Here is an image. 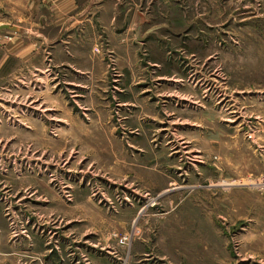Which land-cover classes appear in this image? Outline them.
I'll return each mask as SVG.
<instances>
[{
  "label": "rangeland",
  "instance_id": "obj_1",
  "mask_svg": "<svg viewBox=\"0 0 264 264\" xmlns=\"http://www.w3.org/2000/svg\"><path fill=\"white\" fill-rule=\"evenodd\" d=\"M87 1L85 8L90 0ZM120 3L125 14L137 16L139 21V63L147 70L136 75V82H141L143 91L151 89V94L143 93L139 108L143 131L139 136L131 134L133 122L125 123L128 108L119 107L118 88L131 78L121 73L115 53L105 45L103 51L95 49L96 54H102L107 67L105 75L100 73L96 82L88 81L87 75L75 80L66 70L61 73L63 105L66 101L73 120H51V104L43 105L49 109L44 114L41 104H37L38 110L36 105L29 106L41 95L47 102L52 90L21 88L16 89L15 95L0 91V197L8 189L17 199L25 197L22 208H5L11 234L18 224L14 215L23 218L34 243H49L52 240L49 229L42 230L41 224L52 223L58 216L71 219L76 205L80 217L81 208L87 209V204L95 216H102L99 219L94 216L97 248L92 253L94 257L98 255L96 259L103 258L106 252L101 251L102 241L108 242L106 250L114 252L110 264H264V186L260 184L264 182V174L256 172L262 159L254 154L255 145L264 146V0H120ZM80 48L85 52V45ZM78 58L84 61V56L79 54ZM153 63H158L159 68L151 66ZM193 65H198L201 72L193 69ZM214 70L220 73L223 88L228 85L227 90H214L207 80ZM204 76L207 95L214 90V97L221 94L219 97L226 99L234 91V97H250L248 101H252L243 105V100H239L238 120L225 117L234 122H218L222 133L218 145L227 154L239 155V177L235 171L226 177L228 172L217 166L219 157L206 156L205 161L193 163L190 156L182 154L191 149L174 154L182 141L178 133L169 130L168 123L172 120L165 101L170 97L162 94L164 89L161 91L157 84L166 83L160 82V78H182L187 85L196 84L203 91ZM130 93L121 94L122 98ZM95 115L103 123L110 120L116 134L112 140L126 146L127 159L138 156L137 162L143 169L141 179H135L133 174L120 175L117 158L121 157V151L117 142L108 160L93 158L86 136L77 130L91 129L98 119ZM162 120L164 124L160 123ZM72 129L82 139L70 134ZM248 134H253V141L246 138ZM206 142L213 147L214 142L208 139ZM129 144L136 148L128 147ZM68 158L78 168L70 184L73 182L88 197L83 194L84 197L75 199L68 185L59 184L63 179H56L57 165ZM126 165L131 163L127 160ZM250 165H254V175L240 174ZM49 182L51 189L63 197H42L52 195L50 191L44 193ZM12 200L14 207L17 200ZM57 201H62L65 209L57 207ZM100 211L104 215L97 214ZM64 231L66 242H81L87 233L81 235L84 231L70 230L69 225ZM66 249L63 256L73 259L68 246ZM73 264H77L75 260Z\"/></svg>",
  "mask_w": 264,
  "mask_h": 264
},
{
  "label": "crops",
  "instance_id": "obj_2",
  "mask_svg": "<svg viewBox=\"0 0 264 264\" xmlns=\"http://www.w3.org/2000/svg\"><path fill=\"white\" fill-rule=\"evenodd\" d=\"M87 2V0L86 2L85 0H0V26L10 25L18 28L17 32L3 31L0 33V91L15 95L16 89L20 90L21 88L35 91L52 90V95L48 96L47 102L44 95H41L35 101L29 102V106L36 105L34 106L36 110L41 107L44 114L49 109L43 108V105L51 104L50 106L53 107L49 111L53 112L50 114L51 120L60 122L73 120L74 117L67 109V102L64 101L63 105L61 73L66 70L72 79L75 80L80 75H87L86 79L88 81L96 82L100 73L105 75L107 67L102 54H96L95 49L103 51L105 45L107 49L115 53L117 66L120 68L121 73L123 72L131 78L122 86L119 84L118 90L120 94H118V97L120 99L118 100L119 107L128 108L127 110L125 109V123L128 120L133 122L130 133L139 136L143 131L141 126L144 123L141 118L142 112L139 111L143 93L148 92L151 94V89L143 91L141 82H136V75H140L141 72L143 73L147 70V67H143L139 63L141 47H139L140 43L137 38L140 35L138 34L140 33L138 17L125 14L120 0H90L88 7L85 8L84 5ZM80 10L84 12H80ZM83 45H85V52H82L80 48ZM79 54L84 56V61H79ZM151 66L159 68L158 63H153ZM194 68L197 72H201V68L198 65L195 67L193 65ZM160 79V82L164 81L166 83L161 82L157 86L162 87L161 91L164 89L162 94H167L166 96L170 97L165 101L166 107L170 109L167 111L168 117L172 120L168 124L170 127H172L170 125L172 124L175 128L169 127V130L171 129L170 131H173V133H178L180 135L179 139L182 141L181 146L174 154L177 155L181 152V149L183 151L191 149L182 154L190 156L192 159L189 157H186V159L192 160L193 163L204 160L206 156L208 158L212 155L219 157L220 161L217 166H220L218 168H223L225 173L228 172L225 176L231 177L230 172L235 171L239 177V169L237 167V160H240L239 155L232 152L227 154L218 145L220 142L218 139L222 137L218 122L233 123L234 121L230 120L231 117L235 118L233 120H238L237 106L239 100H243L241 102L243 105L251 104L252 101H248L250 97H242L241 99L234 97V91L233 95H231L230 91L226 99L224 97L220 98L221 94H219L220 101L218 97H214V90L228 89V85L223 88L220 73L217 70H214L207 79L210 80L209 82L212 83L214 89L211 95H207L205 89V83L207 82L205 76L201 79L204 82L201 84V87L204 86L203 91L201 88L198 89L199 87L197 88L196 84L192 86L189 81L190 85H187L182 78ZM73 85L76 87L80 86L74 83ZM127 91H132L131 95H124L126 97L123 96L122 98L121 94H125ZM37 104L41 105L37 107ZM171 107L173 108L171 109ZM225 117H230V119H225ZM95 118L98 117L95 115ZM103 121L99 117L96 120V124L91 125V129L77 130L83 136H86L88 147L93 151L91 153L93 158L101 161L102 158L108 160L111 149L114 143L117 142L119 145L118 150L121 151L120 160L117 158V169L120 175L133 174L136 175L135 179H141L143 169L137 162L138 156L132 155L127 159L126 146L122 142H114L112 140L116 137V134L115 129L109 123L110 120H107L106 123H103ZM164 121L162 120L160 123L164 124ZM70 134H77L76 137H80V139L83 137L79 136V133L74 132V129L71 130ZM206 139L214 142L215 145L213 144L212 148L207 146ZM195 141L197 145H194ZM128 147L136 148L133 144H129ZM255 147V156L262 159V163L257 167L256 172L264 174V146L255 145ZM258 151L260 154H257ZM195 153L198 156H195ZM127 160L131 163V166L126 165ZM253 166H247L244 171L241 170L240 174L247 176L251 173V175H254ZM192 167L196 168L194 164ZM57 170H59V174L56 175V179H63L59 184L68 185L70 187L68 189L69 193H73L75 199L76 197H84V192L76 189L74 184H72L73 182L70 184L73 175H76L78 170L74 162L68 158L64 163L61 162L60 166L57 165L55 171ZM91 173L95 174L93 171ZM67 177L69 181H66ZM46 187L47 190L44 193L50 191L52 195L43 194L42 197H63L51 189L50 182L46 183ZM10 191L9 189L4 191L2 197H0V199H4V201L0 202V264H73L74 260L77 264H110L109 259L111 255L114 256V252L108 251L109 249L106 250L108 242L102 241L101 251L106 252L103 254L104 256L102 255L103 258L96 259L98 255L95 254L94 257L92 253L94 252L93 249L97 248L93 234L96 231L94 219L98 215L95 216L94 211L88 209L87 204V209L81 208V213L85 214L84 217L82 214L80 217L78 216L76 210L79 209H77L76 205L75 213L72 211L70 213L71 219L58 216L54 218L52 223L43 222L41 225L44 229L42 230L49 229L47 230L48 235H50V239H55V242L52 243V240H50L49 243L42 244L43 241H41L42 243L39 244V241L35 243L32 241L31 233L25 228L23 218H16L13 215L15 213L9 211L18 223L15 227L16 232L11 234V228L5 215V208L6 210L7 208L9 210L15 207L22 208L25 197L17 199ZM52 191L56 194H53ZM135 192L138 193L137 191ZM34 195L36 193L30 195V197ZM85 197L88 196L85 195ZM12 198L17 200L14 207H12L14 204ZM43 201L48 202L44 198ZM20 202L23 203L18 205ZM89 202H91V199H88ZM91 204L93 203L91 202ZM56 205H58L57 207H63L62 201H57ZM62 209L65 208L63 207ZM97 214L104 215L101 211ZM73 217L75 219H72ZM101 217L98 216V219ZM120 224L126 225L125 222ZM67 225H69L70 230H76V232L79 230L80 232L84 231L81 235H84L85 232L89 234L85 233L81 242H66V237L63 233ZM88 235H91V237ZM98 236L100 239L103 238L101 235ZM67 246L74 256L71 260H67L62 254L63 251L67 252ZM51 252L52 255L49 254ZM95 259L97 262H95Z\"/></svg>",
  "mask_w": 264,
  "mask_h": 264
},
{
  "label": "water",
  "instance_id": "obj_3",
  "mask_svg": "<svg viewBox=\"0 0 264 264\" xmlns=\"http://www.w3.org/2000/svg\"><path fill=\"white\" fill-rule=\"evenodd\" d=\"M3 31L17 32L18 28L17 27H12L10 25H2V26H0V33H2Z\"/></svg>",
  "mask_w": 264,
  "mask_h": 264
},
{
  "label": "built area",
  "instance_id": "obj_4",
  "mask_svg": "<svg viewBox=\"0 0 264 264\" xmlns=\"http://www.w3.org/2000/svg\"><path fill=\"white\" fill-rule=\"evenodd\" d=\"M249 141H253L254 138H253V134H248L247 137H246ZM264 188V187H263ZM68 197V196H67ZM121 244H125V242L123 240H121Z\"/></svg>",
  "mask_w": 264,
  "mask_h": 264
},
{
  "label": "bare ground",
  "instance_id": "obj_5",
  "mask_svg": "<svg viewBox=\"0 0 264 264\" xmlns=\"http://www.w3.org/2000/svg\"><path fill=\"white\" fill-rule=\"evenodd\" d=\"M90 174V173H89ZM95 176V175H94ZM262 186H264V182L263 183H260ZM98 188V187H97ZM129 189V188H128ZM67 190V189H66ZM66 190H65V192H66ZM101 191V190H100ZM66 194V193H65Z\"/></svg>",
  "mask_w": 264,
  "mask_h": 264
}]
</instances>
